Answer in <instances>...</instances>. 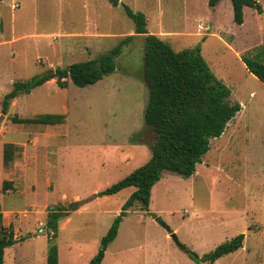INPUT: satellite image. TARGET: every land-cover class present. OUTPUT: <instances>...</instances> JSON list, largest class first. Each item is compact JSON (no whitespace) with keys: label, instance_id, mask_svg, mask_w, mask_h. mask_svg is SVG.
Segmentation results:
<instances>
[{"label":"rangeland","instance_id":"obj_1","mask_svg":"<svg viewBox=\"0 0 264 264\" xmlns=\"http://www.w3.org/2000/svg\"><path fill=\"white\" fill-rule=\"evenodd\" d=\"M118 1L117 6L107 0L0 2V29L10 33L13 16L17 36L6 52L10 60L0 66V107L14 81L94 58L136 35L122 48L115 70L96 83L80 87L68 79L61 88L51 79L11 100L7 113L0 108V209L17 237L4 264H46L52 233L48 214L74 200L78 208L59 219L53 241L58 264H87L134 187L108 196L97 193L150 157L155 132L144 118L149 92L143 78L145 34L134 33L123 5L144 13L147 33L176 50L199 46L240 110L219 137L210 139L192 176L162 172L148 208L127 211L101 264H196L156 221L159 216L179 243L199 256L244 234L242 247L202 264H264V83L242 60L264 62L262 13L245 6L243 23L236 24L230 0L214 7L208 0ZM258 1L264 9V0ZM15 2L18 7L12 8ZM93 2L98 9H88ZM48 113L62 114L63 121H11L14 115ZM6 143L16 147L11 163L3 166ZM4 180L10 182L5 190Z\"/></svg>","mask_w":264,"mask_h":264},{"label":"trees","instance_id":"obj_2","mask_svg":"<svg viewBox=\"0 0 264 264\" xmlns=\"http://www.w3.org/2000/svg\"><path fill=\"white\" fill-rule=\"evenodd\" d=\"M113 6L118 0H108ZM220 0H208V5L216 6ZM233 21L243 22L245 6L262 12L258 0H230ZM126 15L134 24L135 34L143 35V78L148 86V100L144 110L147 125L155 132L151 143L150 157L138 168L115 183L100 190L98 196H108L133 186L134 190L122 204L120 213L114 218L107 233L101 238V247L90 258L87 264H101L108 243L117 236L119 223L127 211L134 206L147 209L150 203L151 189L160 179L163 171L175 173L181 177H190L201 163L202 156L209 150L210 139L219 137L227 123L240 110V106L229 101L230 91L227 85L211 71L201 53L199 46L176 50L168 41L156 34L147 33V20L142 12H135L123 5ZM136 36H125L117 45L98 56L84 61L74 62L67 67L57 66L52 71L28 80H17L1 101L2 111L6 112L11 100L22 93H30L51 79L64 88L68 79L77 86L91 85L112 73L122 48ZM248 70L264 83V62L242 57ZM15 123L58 124L63 121L62 114H40L33 117L13 116ZM137 141L135 136L133 139ZM16 146L6 143L3 147V164L8 166L13 158ZM3 181V190L9 186ZM79 200L57 206L48 214L47 227L52 230L48 236L49 248L46 264H58L57 245L53 239L57 235L58 221L67 215L66 212L78 208ZM244 234L240 233L219 244L210 252L199 256L184 245L181 247L196 264L213 263L220 257L232 253L243 246ZM17 242L12 225L3 223L0 209V264H4V252Z\"/></svg>","mask_w":264,"mask_h":264},{"label":"crops","instance_id":"obj_3","mask_svg":"<svg viewBox=\"0 0 264 264\" xmlns=\"http://www.w3.org/2000/svg\"><path fill=\"white\" fill-rule=\"evenodd\" d=\"M93 1V0H92ZM0 2H2V0H0ZM107 2H109L108 0H107ZM110 3V2H109ZM232 6V5H231ZM14 7H18V3L17 2H15V4H13L12 5V8H14ZM88 9H95V7L98 9V7H97V5L93 2V3H90V4H88ZM3 8H2V6H1V3H0V22H2L3 21V10H2ZM61 7H59L58 8V11L60 12L61 11ZM67 9L68 10H70L71 11V9H69V6L67 7ZM262 16L264 17V9H262ZM261 13H259V14H261ZM243 23V22H242ZM5 24H7V23H5ZM4 24V25H5ZM8 24L10 25V33H6L5 32V27L3 28V31L0 29V66H2V67H5L4 66V64H6V62L7 61H9L10 59L7 57V50H8V48L9 47H12V40L13 39H16L17 38V36H16V33H15V31H16V27H15V21L13 20V16H11V18H10V20H9V22H8ZM210 27V26H209ZM132 35V34H131ZM18 36H20V35H18ZM0 74H2V73H0ZM5 75V74H4ZM1 76V75H0ZM12 88V87H11ZM10 88V89H11ZM6 94V93H5ZM5 94H3V96L5 95ZM20 95H18L16 98H18ZM16 98H14V99H16ZM10 105V104H9ZM1 111H2V104H1ZM8 108H9V106H8ZM8 108H7V110H6V112L5 113H7V111H8ZM2 113H3V111H2ZM4 113V114H5ZM1 116H3V115H1ZM14 116H18V115H14ZM18 117H23V116H18ZM13 118V117H12ZM12 118H11V121L13 122V120H12ZM13 123H15V122H13ZM18 124V123H17ZM21 124H23V123H21ZM2 125V124H1ZM199 164V163H198ZM197 164V165H198ZM3 166H5L4 164H3ZM5 181V180H4ZM12 212V211H11ZM3 214H5V212H2ZM4 217H3V223H4ZM8 225V224H7ZM10 225V224H9ZM14 235H15V237H16V233H14ZM17 238V237H16ZM8 247L5 249V252H4V258H5V254H7V252H8Z\"/></svg>","mask_w":264,"mask_h":264},{"label":"water","instance_id":"obj_4","mask_svg":"<svg viewBox=\"0 0 264 264\" xmlns=\"http://www.w3.org/2000/svg\"><path fill=\"white\" fill-rule=\"evenodd\" d=\"M156 221L166 229V231L169 233V235L174 239V241H175L178 245L182 246V245L179 243V240H178V238H177V235L171 230L170 226H169V225H168V224L162 219V217H160V216L157 217V218H156Z\"/></svg>","mask_w":264,"mask_h":264}]
</instances>
